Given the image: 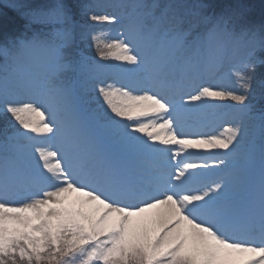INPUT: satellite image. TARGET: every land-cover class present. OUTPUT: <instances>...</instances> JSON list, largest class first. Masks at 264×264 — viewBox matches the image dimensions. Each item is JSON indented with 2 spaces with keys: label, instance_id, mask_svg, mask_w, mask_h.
<instances>
[{
  "label": "snow or ice",
  "instance_id": "1",
  "mask_svg": "<svg viewBox=\"0 0 264 264\" xmlns=\"http://www.w3.org/2000/svg\"><path fill=\"white\" fill-rule=\"evenodd\" d=\"M117 6L123 38L105 47L119 50L112 58L132 66L121 70L125 83L98 81L99 66L67 55L73 30L70 10L62 4L30 16L50 31L0 47L3 111L26 132L51 134L49 139L60 143L59 150L32 145L37 166L20 151V141L30 137L16 132L0 143V264H264V137L259 220L241 221L229 204V191L246 182L256 160L254 149L243 147V128L227 129L226 137L183 138L178 130L182 106L168 96L178 72L212 71L230 44L254 41L255 35L229 29L222 17L186 14L183 5L120 0ZM90 19L112 23L117 18ZM98 55L103 60L111 53ZM235 75L247 93L251 77ZM90 85L101 102L91 114L83 107ZM22 93L39 99L17 100ZM202 96L228 98L247 111L244 94L204 87L190 99ZM40 101L50 119L45 120ZM157 143L225 150L211 165L226 170L224 178L192 192L186 190L188 170L207 169V162H188L174 176L152 172L138 182L109 162V150H131L150 154L162 167L163 153L172 149L151 146ZM22 165L26 179H21ZM28 187L37 190L19 202L9 199Z\"/></svg>",
  "mask_w": 264,
  "mask_h": 264
},
{
  "label": "rangeland",
  "instance_id": "2",
  "mask_svg": "<svg viewBox=\"0 0 264 264\" xmlns=\"http://www.w3.org/2000/svg\"><path fill=\"white\" fill-rule=\"evenodd\" d=\"M264 0H257L258 2H261ZM1 3L3 4H11L15 5L17 9L20 10V13L24 15L26 18L25 20L27 21L25 29L32 34H35L37 32V27L34 25L35 23L41 24L38 22H32L30 20L31 14H36L37 18L39 17L40 13L48 12L52 9H54L57 5H64L69 9V7L66 5L65 2H62V0H38L35 1L34 3H31L32 9H29L25 5H20L18 3H13L11 0H0ZM158 2V0H157ZM255 2V1H254ZM113 6L115 8V11L120 13L122 15V10L117 6L120 3V0H114ZM111 3V4H112ZM159 3V2H158ZM165 4H174V5H183L184 7L181 9L182 12L186 14L190 13H196L198 14L197 18L198 19H203V18H211V19H217V18H224L225 20L231 21L230 25L236 27L235 31L239 33L242 28L238 27L239 23L237 22L240 17H245V15L248 13L249 10L246 9L239 1L233 0L230 1L232 5H235V7L229 8V5H226L222 12H214L213 15H208L206 13V8L200 3L199 0H165ZM96 4V3H95ZM260 8L264 11V4H258ZM99 10V11H98ZM206 10V11H205ZM104 10L102 9H95L92 8L89 12H86L88 20H91L90 17L95 15V16H100L103 17L101 12ZM71 13V12H70ZM220 13V14H219ZM259 14V13H258ZM257 15V14H256ZM226 17V18H225ZM191 18V16H189ZM95 23V28L93 26H89V24L82 25L78 23L77 21H74L71 16V24H72V30H73V39L71 45L76 44V39H86L90 37L93 40V37H95V42L97 43H114L115 41L122 39V33L124 31L123 25L124 21L121 18H117L115 22L109 23L104 20H99V21H94ZM255 35V40L257 45L261 43V41L264 39L262 33L256 32L254 33ZM250 43H244L240 45L239 47V52L241 55L242 60H248L250 56L253 54V49L250 50L252 47V44H255L254 41L249 40ZM239 42L232 43L228 46V51H227V59L226 61L223 60L222 63H220L217 67H215L212 71L208 72H200V73H195L191 71V76L190 75H185V74H179L177 73L175 81L177 83V87L180 89H185L187 90V97L185 100H182L181 103L179 104L182 106L181 111L178 113V118L180 120V128L178 129L182 134L183 138L186 139H192V138H210L212 136H227V129L233 128V127H242L244 131V135L242 137V144L243 142L247 139L248 144L252 142L253 136H256V117H253L250 112L244 111L243 109H237V102L236 101H230V99H215L212 97L208 96H202L201 100L199 101H193L191 100V96L193 95H199L200 92L204 87H208L212 90H225V91H231L235 94H245L244 90L239 86L237 76L235 75L236 72H244L245 70V64L243 66L242 62L238 61V59L234 58L235 54V48L236 45ZM8 44V43H7ZM6 42L0 44V47L6 46ZM256 45V44H255ZM254 45V46H255ZM259 47V46H257ZM116 51H119L115 48H113ZM73 50V49H72ZM259 51V50H258ZM0 57H4L3 53L0 52ZM5 62L0 64V67L4 65ZM131 65H128V69L131 68ZM106 70H108L106 68ZM39 71V70H37ZM118 76L115 78V81L119 84L125 83L126 81L123 79L124 73H119V74H106V72H101L100 76L101 79L99 81H104L106 83H115V81L110 78V76ZM256 77L258 76L257 73H255ZM199 79V84L201 85L202 83H205L203 87H200L199 90H197L198 85L195 84V80ZM189 81V82H188ZM254 82V78H253ZM252 80H251V85H252ZM90 91H95L93 86H89ZM17 100L19 101H37L39 98L37 96L33 95H28V94H20L16 97ZM224 101V102H223ZM222 103V104H218ZM232 102V103H230ZM40 108L41 111L45 113V120L50 119V113L48 112L47 105L43 104L42 101H40ZM252 112L253 108H251ZM0 111H3V103L0 102ZM174 117H177V113H173ZM255 114V113H254ZM253 117V118H252ZM36 121L38 123H41L39 117H35ZM3 121L7 122H14V118L11 116V118H5ZM256 125V126H255ZM252 128H255V130H252ZM140 136L142 140H147L146 137L142 136L141 134H136ZM253 135V136H252ZM51 134L47 133H31L29 132L27 137H30L29 140H23V143L21 144V153L32 162L33 166L39 165V158L38 156L35 155L34 148L32 145L34 144H41L42 146L45 147H53L57 148L58 150L60 149V143L57 138L52 137L49 139ZM257 138V137H256ZM154 148L157 149H164V148H171V152H164V153H169V154H174V153H179L175 159L169 162L168 165L171 163H175L177 165V170H179L180 164L182 167L188 163V162H196V163H205L207 162L209 164V168L207 169H189L188 172L191 174L189 181L186 183V190H188V186H191L193 189L188 190L192 192H197V191H203L205 190L208 186H211L213 182H220L224 176L226 170L224 169H218V168H213L211 165L214 163V161L217 159V157L223 156L225 150L223 149H217V148H210V147H197V148H182L179 145H159L154 144L151 145ZM244 146V144H243ZM257 148L254 147V151L256 154V160L255 164L253 166V169L251 171L250 176L246 180V182L240 184L239 186L235 187L234 189H231L229 191V198L231 196H235L233 199H229V204L231 208L234 210L235 206H233V203L237 201L236 195L240 192H246V196L249 195L250 193H254V195L258 196L260 195V179L258 180V177L260 176L261 178V168H260V161H259V154L257 153ZM143 153V152H142ZM163 153V154H164ZM137 151L129 150L126 151L125 156H128L130 159V164H135L139 163L140 158L136 156ZM144 154V153H143ZM153 159V157H152ZM198 159L203 160L202 162H199ZM126 163L128 164V160H126ZM24 165L21 166V179H26V170L23 169ZM116 168V167H115ZM123 168H125L123 166ZM144 167H141L143 169ZM213 171H216V175H211ZM207 174L206 178L201 179V177H195L193 174ZM255 173L256 175L259 174V176H256L254 181L250 183V177L252 178V174ZM209 179V181H207ZM210 179H213L211 182ZM197 180L199 181H207V184H201L203 186H197L194 187L192 186L191 182H196ZM174 183H177L175 180H173ZM34 187H28L20 192L19 195L17 196H12L9 199H16L14 201L19 202L20 200L26 198L28 195L31 193H34L33 190ZM18 200V201H17ZM12 201V200H11ZM13 201V202H14Z\"/></svg>",
  "mask_w": 264,
  "mask_h": 264
},
{
  "label": "trees",
  "instance_id": "3",
  "mask_svg": "<svg viewBox=\"0 0 264 264\" xmlns=\"http://www.w3.org/2000/svg\"><path fill=\"white\" fill-rule=\"evenodd\" d=\"M68 4H73L74 0H66ZM86 3V0H75V4L80 2ZM13 3L21 4L23 2H27L26 0H12ZM21 2V3H20ZM257 3V0H255ZM249 3V1H248ZM250 4V3H249ZM258 4H264V1L258 2ZM255 9V11H259V14L254 15L253 18L257 25V30L262 33L264 38V11L258 6ZM86 5V4H85ZM76 7V6H75ZM264 7V6H263ZM254 10V8H253ZM79 14V13H77ZM262 18L261 21L259 19ZM23 18L20 15L19 11L13 10L10 8V6H7L5 4H0V44H2V41H4L7 37H13L19 32V29L21 27V24H23ZM264 41V39L262 40ZM96 49H88L87 53H84L85 57L78 56L76 52H71L67 54L72 60L77 61L81 58H86L87 60L90 59V61L98 60ZM87 54V55H86ZM255 57L250 60L246 65V74L247 76L251 77L252 83L254 78V83L251 85L252 89V96L253 99L258 102L259 105L264 104V48H261V43L259 47V51H257L254 55ZM255 73L258 74L256 77ZM85 104L92 105V106H98L97 99L92 98L91 96L86 97ZM23 129V128H19ZM11 123L7 121L0 120V137L6 136L12 131Z\"/></svg>",
  "mask_w": 264,
  "mask_h": 264
}]
</instances>
